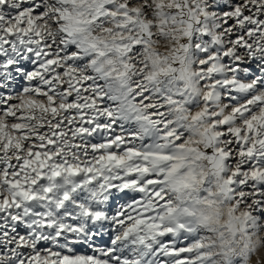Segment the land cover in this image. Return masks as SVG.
I'll use <instances>...</instances> for the list:
<instances>
[{"label":"snow or ice","instance_id":"1","mask_svg":"<svg viewBox=\"0 0 264 264\" xmlns=\"http://www.w3.org/2000/svg\"><path fill=\"white\" fill-rule=\"evenodd\" d=\"M253 260L264 0H0V264Z\"/></svg>","mask_w":264,"mask_h":264},{"label":"rangeland","instance_id":"2","mask_svg":"<svg viewBox=\"0 0 264 264\" xmlns=\"http://www.w3.org/2000/svg\"><path fill=\"white\" fill-rule=\"evenodd\" d=\"M104 239H107V237H105ZM97 243H101V241L98 239L97 240ZM77 251H79V252H87L88 251V249L86 248V247H79L78 249H77ZM255 259V258H254ZM249 264H254V260L253 261H250L249 262Z\"/></svg>","mask_w":264,"mask_h":264}]
</instances>
